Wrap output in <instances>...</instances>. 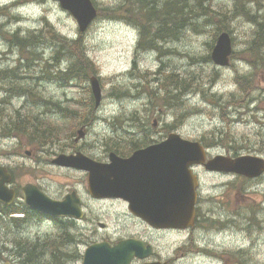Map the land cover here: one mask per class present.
<instances>
[{"label": "rangeland", "instance_id": "374dc122", "mask_svg": "<svg viewBox=\"0 0 264 264\" xmlns=\"http://www.w3.org/2000/svg\"><path fill=\"white\" fill-rule=\"evenodd\" d=\"M13 1L0 0V4L8 5ZM16 1L18 7L13 9L16 18L9 22L12 19L0 17V71L17 69L22 77L21 83L34 88L38 99L34 101L28 95H17L13 91L9 95L0 88V163L10 167L15 183L20 187L33 182L52 196L74 190L84 199L91 197L86 174L56 166L52 164L53 158L60 153L70 154L79 150L105 161L111 150L128 153V146L134 145L133 141H144L139 145L156 143L172 131L186 139L204 142L213 155L234 156L233 149L223 143L212 147L209 144L229 135L233 147L242 146L238 155L264 157V149L259 152L263 146L260 135H264V111L259 108L264 107V69L262 61L247 50L255 25L245 12L233 16L228 29L223 30L230 33L234 51L231 64L222 67L208 59L222 32L217 22L220 14H212L211 18L206 16L198 3L201 0H173L186 2L189 10L178 18L183 34L177 39V29L168 42L159 38L157 25H152L147 12L141 10L143 1L150 8L155 6L162 10L168 0H94L99 14L85 32H80L77 19L62 7L59 0ZM203 2L212 8L211 12H230L234 8V0ZM177 6L179 3L175 11ZM106 7L116 11L111 13L104 10ZM249 9L259 13L264 21V0L250 3ZM120 13L125 15L124 18L117 16ZM188 19H192L196 26L187 25ZM49 29L71 43L83 42L82 49L96 66L94 75L100 79L102 102L93 113L89 81L64 83L58 78L41 79L44 75L42 69L57 51V41L48 35ZM8 30L31 34L43 30L42 37L46 35L48 42L36 45L29 42L26 49H21L10 44ZM20 35L30 36L28 33ZM36 47L40 56H35L34 60L32 53ZM20 57L24 59L21 61ZM60 59L51 76H56L57 70L67 69L74 58L66 55ZM178 77L190 79L181 103L174 96L176 84L169 81ZM3 83H15L11 87L18 85L11 80ZM226 101H233V104L227 105ZM55 103H59L62 109ZM17 109L44 116L46 122H51L56 128L57 137H53L50 144L39 147L28 137L4 136L3 113L11 114ZM155 121L157 126H154ZM78 136L79 141L76 139ZM200 178V206L213 213L211 215L216 218H222L228 212L247 217L252 215V225L239 223L240 219L236 221L237 230L226 235L227 244L230 249H244L253 241V262L264 264V175L245 181L235 175L200 172ZM92 208L94 213L97 212V221L107 223L114 233L118 232V227L126 235H149L145 225L129 217L122 203L92 201ZM245 227L253 230L251 238L247 236ZM57 230L42 224L29 225L20 231L15 223L0 218V239L8 241L9 250L14 245L27 253L25 247L31 238L34 241L28 251L32 252L36 245H41V248H45V243L48 245L50 252L37 261L33 259V264H62L59 249L53 248L58 235H49L57 233ZM158 238L162 240L160 245L171 240L166 235Z\"/></svg>", "mask_w": 264, "mask_h": 264}, {"label": "water", "instance_id": "95a60500", "mask_svg": "<svg viewBox=\"0 0 264 264\" xmlns=\"http://www.w3.org/2000/svg\"><path fill=\"white\" fill-rule=\"evenodd\" d=\"M61 5L72 12L80 30L85 31L97 16L92 0H60ZM232 40L228 32H222L212 52L218 65H229ZM92 91L99 105L102 88L98 77L90 78ZM83 133H80L82 136ZM207 159L206 148L199 141L183 138L178 133L158 143L136 150L130 157L122 158L115 152L110 162L94 160L83 153L60 154L53 160L63 166L75 167L89 172V190L96 197H123L130 203V210L158 227H187L195 218L198 175L193 165H204L212 171L234 172L247 177L264 173V158L258 155L230 157L216 155ZM11 175L0 166V200L11 203L15 192L7 183ZM25 202L31 208L54 216H78V200L68 195L64 201L47 196L35 184L23 186ZM76 199V200H75ZM121 247L110 248L99 243L88 248L85 264H127L130 258L131 241ZM124 248L123 254L117 250Z\"/></svg>", "mask_w": 264, "mask_h": 264}, {"label": "flooded vegetation", "instance_id": "af4514ba", "mask_svg": "<svg viewBox=\"0 0 264 264\" xmlns=\"http://www.w3.org/2000/svg\"><path fill=\"white\" fill-rule=\"evenodd\" d=\"M17 3L18 1L14 0L8 3V5L0 4V17L3 16L6 19L10 18L12 20L9 22H12L13 19L16 18L13 9L17 8ZM6 8L9 9V11H5ZM27 33L31 35V32ZM21 34L27 35L23 32ZM148 145L149 144L129 145L128 147H130V149L128 153L119 152L120 150L114 151L120 156L128 157L132 155L135 150L147 147ZM63 168L70 169L67 167ZM195 169H201L199 172L220 173L207 171L204 166L200 165L196 166ZM71 170L78 171L76 169ZM84 173L87 176V173ZM236 178H239V176H236ZM10 187L16 191V199L10 204L11 208H9L10 212L8 214L5 212L8 204L0 202L1 220H9L13 224L15 223L20 231H24L29 225L42 224H48L54 228V230L58 229L57 233L49 235L53 236L57 234L59 236L54 242H57L59 247V255L61 254L62 264H84L86 250L96 243H109L108 246L110 248H115L122 241L129 239L135 242L133 248H130L128 251L132 255L128 264H255L252 255L254 250L253 241L244 249H230L227 244V234L237 230H235L236 221L240 219L238 220L239 223L248 222L252 225V215L247 217L245 215H233L228 212L224 217L216 218L211 215L213 213H209L200 206L201 195L198 199L196 218L192 225L188 226V228H157L147 223L144 219L134 215L129 210V201L122 197L99 199L94 198L89 192L91 197L84 199L75 191L76 194L73 196L78 199V205L80 206L79 217H52L28 208L25 204L19 202L22 186L20 187L14 181ZM68 194L70 193H61L58 196L48 195L57 200H65ZM245 199H247V194ZM92 201L122 203L126 206L129 217L145 225L144 229L149 232V235L142 236L138 233L136 235H126L123 234L122 230L118 227H116L118 229L117 233L112 232L111 226L107 223L97 221V212L94 213ZM251 205L250 203L249 206L251 207ZM244 229L247 236L251 238L253 230L249 227H245ZM101 230L104 232L102 233ZM165 235L171 238V240H166L164 245H160L162 240L158 237ZM33 241V238L28 239V246L25 248L30 247ZM39 242L43 241L40 240ZM7 246L9 247L8 241L0 239V264H33V261H31L28 256H24L23 250L19 251L14 245L12 249L9 250ZM43 247L49 252V247L46 243ZM117 252V254H123L124 248L118 249Z\"/></svg>", "mask_w": 264, "mask_h": 264}, {"label": "trees", "instance_id": "16d2710c", "mask_svg": "<svg viewBox=\"0 0 264 264\" xmlns=\"http://www.w3.org/2000/svg\"><path fill=\"white\" fill-rule=\"evenodd\" d=\"M256 0H252L251 2H245V0H234V8L230 11H220L217 12H211V7H208L203 0L198 2L201 5V9L204 12L206 16L210 15V18L212 14L218 15L220 14V18L217 21L220 26L218 27L219 30H227L228 24H230V20L233 16H239L241 15V12H245L248 15L249 21L251 20L252 24L255 25V29L253 31V36L250 40V44L247 47V50L258 57L260 61H262V67L264 69V21L260 19V15L257 12H253L249 9V4L254 3ZM179 3V6H177L176 11L174 8H176V4ZM187 7V3L184 1H173L168 0L165 3V7L161 9L155 8L153 6L150 8L146 1L142 2V8L141 10L146 13L151 20L152 25H157V32L160 35L159 38L162 39V41L168 42V40H171V36L175 34V31L178 29V36L177 39L181 37V34H183V29H179L182 23L178 21V18L182 17L189 9ZM104 10L109 11L111 13H114L116 9H111L109 7H106ZM121 11L122 8H119ZM162 13L160 14V12ZM209 11V12H208ZM112 15V14H111ZM113 16V15H112ZM119 17L124 18V14L120 13L117 14ZM222 17V20H221ZM210 18L208 20L210 21ZM224 18V19H223ZM183 22V21H182ZM173 24V27H169ZM187 25H191L193 27L196 26V23L192 19L187 20ZM226 24V25H225ZM2 26V25H0ZM162 26V27H161ZM1 31V30H0ZM44 34V31L41 30L39 33H32L30 36L23 37L21 35H16L11 37V44L17 45L21 49H26L28 47L29 42L33 44H43L47 41V37H42ZM48 35H50L51 38L56 40V53L52 55V58L50 61H47V65L45 68L42 69V73L44 75L41 78H47L53 79L58 78L60 81H63L64 83L70 82L71 80H81L84 82H88L89 77L91 75H94L96 73V66L92 62L91 59L86 55L85 49H82L83 42L80 43V40L77 42L75 41H69L66 37L59 36L58 33H56L54 30L49 29ZM47 35V36H48ZM167 35V36H166ZM49 38V37H48ZM34 60L35 56H38L40 53L38 52V48L36 47L32 53ZM68 56L74 58L70 64V66L67 69L64 70H57L56 76H51V72H54L56 68V65L61 61L62 56ZM40 56V55H39ZM208 59L210 60V56H208ZM45 76V77H44ZM22 77L21 75L15 71V69H9V70H2L0 71V88L5 90L7 94L11 95V92H15L17 95H28L31 98L34 99V101L37 99V93L34 92V88L27 87L25 84L21 83ZM14 81L18 82V85L16 87H11L12 85H15V83H3V81ZM190 79L181 78L178 77L177 79H170V82H174L176 84V93L174 96H176L179 103L182 102L183 97L185 95L184 89L187 88L190 85V81L187 82ZM8 86V88H6ZM183 86V87H181ZM247 91V90H246ZM248 92V91H247ZM90 105L91 112H94L95 105L93 97H91ZM46 100H43V102ZM50 102V101H49ZM261 103V102H260ZM259 103V104H260ZM57 108L60 110L62 107L59 103H55ZM225 104L232 105L233 101H226ZM221 105V104H220ZM226 106V105H221ZM226 108V107H225ZM260 111H264V107L259 106ZM65 111L68 110L67 108L64 109ZM74 112V111H71ZM3 135H16L17 137H28L30 142L36 144L37 146H44L46 144H50L52 140H54L53 137H57L56 135V128L53 127L54 125L51 122H46V118L40 114H30V113H24L21 111V109H17L14 113H9L5 115L3 113ZM173 127V125H171ZM263 141V146L259 149V152H261L264 149V135H260ZM63 140V139H62ZM221 141L215 140L214 142L211 141L210 146L223 143L228 148H232L233 152L235 153L234 156L238 155L239 148H242V146L235 148L232 143V138L230 139V136L227 135L226 138H220ZM223 140V141H222ZM141 143H144V141H133V144L139 145ZM204 143V142H203ZM204 145L209 146L204 143ZM231 146V147H230ZM231 149V150H232ZM36 245V244H35ZM37 247L34 248L31 251V246L26 248L25 254H29V258L31 261L35 259L34 261H37L40 257L46 256L48 254L47 249L41 248L39 245H36ZM57 242L53 246V248L57 249L58 251L59 247H57ZM50 252V250H49ZM54 253V252H53ZM59 255V254H58ZM34 263V262H33Z\"/></svg>", "mask_w": 264, "mask_h": 264}, {"label": "bare ground", "instance_id": "6f19581e", "mask_svg": "<svg viewBox=\"0 0 264 264\" xmlns=\"http://www.w3.org/2000/svg\"><path fill=\"white\" fill-rule=\"evenodd\" d=\"M11 45H12V46H15L14 44H11ZM15 71L18 72L17 69H16ZM44 77H45V76H44ZM41 79H42V78H41Z\"/></svg>", "mask_w": 264, "mask_h": 264}]
</instances>
